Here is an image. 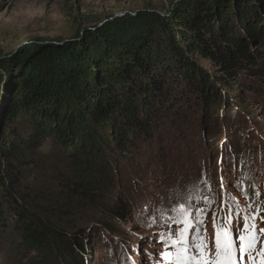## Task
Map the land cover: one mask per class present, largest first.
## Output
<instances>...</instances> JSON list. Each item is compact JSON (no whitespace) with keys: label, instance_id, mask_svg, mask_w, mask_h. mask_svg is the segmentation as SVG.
Here are the masks:
<instances>
[{"label":"trees","instance_id":"obj_1","mask_svg":"<svg viewBox=\"0 0 264 264\" xmlns=\"http://www.w3.org/2000/svg\"><path fill=\"white\" fill-rule=\"evenodd\" d=\"M262 46L264 0H180L164 13L113 17L69 40H35L0 58L3 125L20 119L27 132L15 144L0 139V186L22 250L48 264H91L88 232L71 216L89 208L102 218L101 229L116 232L115 222L126 218L120 163H132L140 145L198 108L217 123L229 99L216 81H240L250 91L245 84L264 76ZM45 138L64 150L68 171L57 176L53 194L18 195L10 161Z\"/></svg>","mask_w":264,"mask_h":264},{"label":"rangeland","instance_id":"obj_2","mask_svg":"<svg viewBox=\"0 0 264 264\" xmlns=\"http://www.w3.org/2000/svg\"><path fill=\"white\" fill-rule=\"evenodd\" d=\"M177 1L0 0V58L35 40H69L113 17L164 13ZM257 54L262 58L264 46ZM197 62L220 77L208 62ZM242 83L229 87L216 81L229 99L217 123L198 108L178 128L140 145L132 163H120L126 218L115 222L116 232L101 229V217L89 208L71 216L73 225L88 232L91 264H264V76L248 81V92ZM5 96L1 91L0 139L15 144L27 132L20 119L3 125ZM11 161L12 175H18L15 193L30 197L42 190L55 193L57 176L69 168L64 150L51 138L32 152L21 148ZM6 198L0 186V264H48L20 247Z\"/></svg>","mask_w":264,"mask_h":264},{"label":"water","instance_id":"obj_3","mask_svg":"<svg viewBox=\"0 0 264 264\" xmlns=\"http://www.w3.org/2000/svg\"><path fill=\"white\" fill-rule=\"evenodd\" d=\"M179 1H180V0H179ZM11 55H12V54H11ZM11 55H10V56H11Z\"/></svg>","mask_w":264,"mask_h":264}]
</instances>
